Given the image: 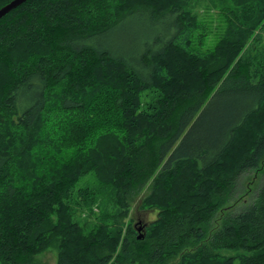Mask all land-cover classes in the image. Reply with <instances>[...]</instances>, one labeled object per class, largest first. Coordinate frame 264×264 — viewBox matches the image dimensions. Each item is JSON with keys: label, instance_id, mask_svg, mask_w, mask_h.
Segmentation results:
<instances>
[{"label": "trees", "instance_id": "16d2710c", "mask_svg": "<svg viewBox=\"0 0 264 264\" xmlns=\"http://www.w3.org/2000/svg\"><path fill=\"white\" fill-rule=\"evenodd\" d=\"M233 4L203 47L188 0H26L0 17V264H47L35 255L54 243L55 264H264V65L238 57L264 0ZM133 15L135 43L91 45ZM52 106L79 117L66 136L61 115L47 131ZM251 171L250 200L213 226ZM148 184L137 238L125 218ZM97 191L114 209L89 221Z\"/></svg>", "mask_w": 264, "mask_h": 264}, {"label": "rangeland", "instance_id": "374dc122", "mask_svg": "<svg viewBox=\"0 0 264 264\" xmlns=\"http://www.w3.org/2000/svg\"><path fill=\"white\" fill-rule=\"evenodd\" d=\"M189 1V7L191 9V12L197 16L198 21L203 25V33L205 35V40L201 42V46H209L214 40L221 37L227 28V24L224 19V14L222 12V8L225 7L227 4H233V0H188ZM139 15V14H137ZM136 15H133L131 17L126 18L124 21L120 22V24H117L115 27L110 29L108 33L103 36L99 37L94 36L90 39L91 45L98 47V44L100 46L104 45L108 41L111 43L113 42L117 50H115L117 53L120 52V48H123L122 46H128L129 43H135L136 39L146 31L147 26L143 23L145 19L134 17ZM254 27V26H253ZM252 35L249 34L246 38V42L243 46L242 51L240 52V55L238 57L242 58H248L249 62L251 63H258L259 65H264V26L261 27L260 25L257 27V25L252 28ZM201 37V36H200ZM125 42V43H124ZM124 43V44H123ZM149 91V90H148ZM147 92V91H146ZM218 101V100H217ZM216 101V102H217ZM216 104V103H215ZM212 108V107H211ZM64 116L66 118V121H61L60 124H62V128L60 130H64L63 134L69 133L76 124L74 121L78 120V116H76V112H61L60 110L56 109L55 107H50V109L45 110L44 112V118L46 119V124L49 130L48 133L52 131V127L54 124H56V120H58V116ZM70 117V118H69ZM59 124V125H60ZM44 125V124H43ZM248 128H251V125H248ZM41 151L43 155H50L45 160V168L48 169L51 167L52 161L58 159V157L63 153V151H60L59 143L55 142L53 144H45L42 143L41 145ZM90 146V142L83 143V146H78L77 150H73L74 146H71L69 148H63L71 153H75L77 151H86ZM42 160V161H43ZM45 169V170H46ZM55 169V168H54ZM257 173L254 172H246L244 175H242L236 184L237 190L232 191L231 199L228 201H225L217 210V212L214 213V215L211 217V224L213 226L217 225L221 219L224 217V213L226 209L230 206H234L236 203L241 202L242 199H249L250 196H252L255 185L262 182L261 177H254ZM252 176V177H251ZM93 181V175L92 173L87 174L86 177L82 178L80 181V184H91ZM260 185V184H259ZM257 185V187L259 186ZM250 187V188H249ZM251 188L253 189L251 194L249 191H251ZM151 191V185H146V187L142 190V192L139 194V196L132 202L128 216L125 218V223L131 224L136 232V237L140 234L145 235L146 228L150 221L153 220L155 217V214L152 209L147 210L148 208L146 206L142 207L141 204V198ZM96 201L92 204V208L94 211V214L92 217H89V221H93V217H96L95 215L100 214L104 208L110 212L113 211V204L112 202H107V197H100L98 198V191L96 192ZM109 204V205H107ZM84 218L87 219V216L85 212H82L81 214L75 216V220H79L81 223L84 222ZM138 238V237H137ZM226 254H233L234 251H224ZM36 259L41 260L42 262H46L47 264H55L56 258H57V244L54 243L51 247L47 248L46 250L38 253L35 255ZM178 258L175 257L172 260H167L165 264H174L177 262Z\"/></svg>", "mask_w": 264, "mask_h": 264}, {"label": "water", "instance_id": "95a60500", "mask_svg": "<svg viewBox=\"0 0 264 264\" xmlns=\"http://www.w3.org/2000/svg\"><path fill=\"white\" fill-rule=\"evenodd\" d=\"M26 0H11L0 8V17ZM140 238V235H139Z\"/></svg>", "mask_w": 264, "mask_h": 264}]
</instances>
